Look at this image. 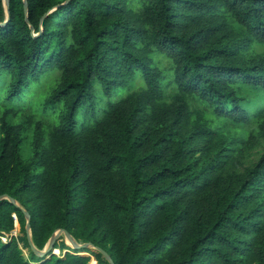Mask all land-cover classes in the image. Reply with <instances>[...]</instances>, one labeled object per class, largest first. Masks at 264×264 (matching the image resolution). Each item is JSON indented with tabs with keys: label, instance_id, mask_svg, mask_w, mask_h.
<instances>
[{
	"label": "trees",
	"instance_id": "trees-1",
	"mask_svg": "<svg viewBox=\"0 0 264 264\" xmlns=\"http://www.w3.org/2000/svg\"><path fill=\"white\" fill-rule=\"evenodd\" d=\"M66 1L28 24L9 0L0 28V264L90 262L36 257L22 210L38 250L64 229L114 264H264V109L240 96L264 93V0Z\"/></svg>",
	"mask_w": 264,
	"mask_h": 264
},
{
	"label": "rangeland",
	"instance_id": "rangeland-1",
	"mask_svg": "<svg viewBox=\"0 0 264 264\" xmlns=\"http://www.w3.org/2000/svg\"><path fill=\"white\" fill-rule=\"evenodd\" d=\"M253 51H259V52H264V46H255L253 48ZM98 89V91H97ZM102 89L99 86H96V91L98 94L102 93L101 91ZM125 94H114L112 96H107V97H99L98 101L96 102V105L94 107V110H92L93 115H86L83 111L79 114H77L76 116V123L77 126L82 125L84 123H88L91 124L92 122H94L96 119L100 118L101 115L103 114V112L105 111V109L107 108V106L110 103H114L117 100H119L121 98V96H123ZM240 96H242V98L245 100V102L243 103V106L245 109H247L250 113H254L256 111L259 110H263L264 109V93H260V92H252L250 90H244L240 93ZM220 127L222 126L221 124L219 125ZM226 130L228 131H238V133H240L241 131L246 132L247 130H239L237 126H233L232 124H227L226 125ZM261 150H258L254 155L253 158L257 159L260 156ZM10 236L13 237H19L22 236V234L20 233V227L19 224L16 222L15 224V229L14 231L10 234ZM2 241H7V238H3ZM58 244L64 243L69 249H71V246L67 243V240L65 238L64 235H61L60 238L57 241ZM22 248V246H21ZM23 250V254L25 256L26 259L29 258V251L28 249L22 248ZM73 250V249H71ZM90 253H80V255L82 256H87L90 257V262L89 264H97V262L94 259V256L91 255V253L95 252L96 250L93 248H89ZM56 251V250H55ZM53 251L52 254L59 256L60 255V250L57 249V253ZM76 251V250H74ZM64 252H68V250H65ZM97 252V251H96ZM94 260V261H93ZM94 262V263H92Z\"/></svg>",
	"mask_w": 264,
	"mask_h": 264
},
{
	"label": "water",
	"instance_id": "water-1",
	"mask_svg": "<svg viewBox=\"0 0 264 264\" xmlns=\"http://www.w3.org/2000/svg\"><path fill=\"white\" fill-rule=\"evenodd\" d=\"M70 0H67L64 4L57 6L55 9L62 7L63 5L68 4ZM4 3V7L6 10V20L3 23H0V28L4 27L7 22L9 21V14H8V6H9V0H3ZM52 11H49L48 13H51ZM24 15H25V21L29 24L28 18H27V2L26 0H24ZM31 33L33 32L32 28L30 27ZM34 36V35H33ZM6 200L9 203H11L12 205H14L15 207H19V205L16 203V201L9 197L8 195H2L0 196V202ZM24 217L26 219V227H25V231H26V237H27V242L30 248V251L38 258H45V257H50L49 255H54L52 254L53 251H55L54 249V245L57 243L58 239L60 238L61 235H64L67 243L71 246V249L76 250V251H81V250H85V249H89V248H93L95 249L97 252H99L104 259L107 261L108 264H114L113 260L111 259V257L108 255V253H106L103 249L99 248V247H94L91 243H80L77 242L70 233H68L66 230L64 229H60L58 231H55L54 234L51 236V238L49 239L48 243L46 244V246L44 247L43 250H38L31 239V231H30V216L29 214L25 211L22 210Z\"/></svg>",
	"mask_w": 264,
	"mask_h": 264
},
{
	"label": "bare ground",
	"instance_id": "bare-ground-1",
	"mask_svg": "<svg viewBox=\"0 0 264 264\" xmlns=\"http://www.w3.org/2000/svg\"><path fill=\"white\" fill-rule=\"evenodd\" d=\"M57 252H58V251H57ZM57 252H56V253H57ZM93 261H94V260H93ZM92 263H94V262H92Z\"/></svg>",
	"mask_w": 264,
	"mask_h": 264
},
{
	"label": "built area",
	"instance_id": "built-area-1",
	"mask_svg": "<svg viewBox=\"0 0 264 264\" xmlns=\"http://www.w3.org/2000/svg\"><path fill=\"white\" fill-rule=\"evenodd\" d=\"M1 238V237H0ZM1 239H3V238H1Z\"/></svg>",
	"mask_w": 264,
	"mask_h": 264
}]
</instances>
